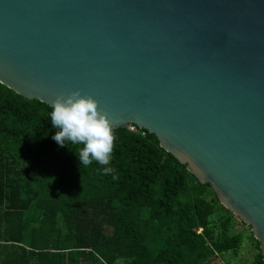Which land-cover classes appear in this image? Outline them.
I'll return each mask as SVG.
<instances>
[{"label":"water","instance_id":"1","mask_svg":"<svg viewBox=\"0 0 264 264\" xmlns=\"http://www.w3.org/2000/svg\"><path fill=\"white\" fill-rule=\"evenodd\" d=\"M0 83L155 135L264 260V0H0Z\"/></svg>","mask_w":264,"mask_h":264},{"label":"trees","instance_id":"2","mask_svg":"<svg viewBox=\"0 0 264 264\" xmlns=\"http://www.w3.org/2000/svg\"><path fill=\"white\" fill-rule=\"evenodd\" d=\"M50 110L0 83V264H210L239 254L235 216L155 135L114 129L105 175L80 165L78 146L52 139Z\"/></svg>","mask_w":264,"mask_h":264},{"label":"clouds","instance_id":"3","mask_svg":"<svg viewBox=\"0 0 264 264\" xmlns=\"http://www.w3.org/2000/svg\"><path fill=\"white\" fill-rule=\"evenodd\" d=\"M52 139L60 146H78L76 156L80 165L87 167L93 162L101 166L102 174L113 171L111 167L116 122L98 107L91 96L72 92L67 97H57L48 113Z\"/></svg>","mask_w":264,"mask_h":264},{"label":"rangeland","instance_id":"4","mask_svg":"<svg viewBox=\"0 0 264 264\" xmlns=\"http://www.w3.org/2000/svg\"><path fill=\"white\" fill-rule=\"evenodd\" d=\"M235 221L237 224L233 228V233H243L245 235L239 254L236 256L234 253H227L221 257H215L211 260L210 264H255L254 261L258 251L249 237L252 233L250 227L243 225L242 221L237 217H235Z\"/></svg>","mask_w":264,"mask_h":264},{"label":"built area","instance_id":"5","mask_svg":"<svg viewBox=\"0 0 264 264\" xmlns=\"http://www.w3.org/2000/svg\"><path fill=\"white\" fill-rule=\"evenodd\" d=\"M127 129L129 130V131H131V132H134V133H137L138 132V128L135 126V125H129L128 127H127Z\"/></svg>","mask_w":264,"mask_h":264},{"label":"bare ground","instance_id":"6","mask_svg":"<svg viewBox=\"0 0 264 264\" xmlns=\"http://www.w3.org/2000/svg\"><path fill=\"white\" fill-rule=\"evenodd\" d=\"M100 223V222H99ZM36 256V255H35ZM51 263V262H50Z\"/></svg>","mask_w":264,"mask_h":264}]
</instances>
